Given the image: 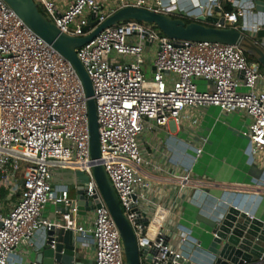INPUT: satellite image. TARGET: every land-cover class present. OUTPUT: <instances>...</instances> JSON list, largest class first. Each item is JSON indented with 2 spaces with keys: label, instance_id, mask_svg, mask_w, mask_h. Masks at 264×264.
<instances>
[{
  "label": "built area",
  "instance_id": "built-area-1",
  "mask_svg": "<svg viewBox=\"0 0 264 264\" xmlns=\"http://www.w3.org/2000/svg\"><path fill=\"white\" fill-rule=\"evenodd\" d=\"M32 1L61 34L76 38L126 8L194 22L211 17L217 21L210 26L248 31L251 37L264 30V23L241 25L247 8L239 0H210L209 6L198 4L196 14L179 8L177 0ZM152 26L118 22L75 49L93 92L99 158L92 161L86 98L77 74L0 0V186L8 190V201L16 197L9 212L0 216V264H9L20 247H32L37 233L52 226L72 231L76 247L91 251L94 264H125L119 231L92 174L95 164L104 168L134 232L139 264H213L214 256L187 226L167 230L164 216L145 209L150 185L138 171L144 163L138 139L155 127L163 132L188 108L242 112L250 120L242 133L248 139V156L257 162L264 156V89L258 86L264 73L235 45L172 40ZM196 81L204 82L205 89ZM55 168L83 173L85 198L100 201L87 227L78 224L69 191L53 187ZM256 187L264 188V178ZM47 206L60 216L58 223L43 217Z\"/></svg>",
  "mask_w": 264,
  "mask_h": 264
},
{
  "label": "crops",
  "instance_id": "crops-1",
  "mask_svg": "<svg viewBox=\"0 0 264 264\" xmlns=\"http://www.w3.org/2000/svg\"><path fill=\"white\" fill-rule=\"evenodd\" d=\"M179 8L191 9L194 14L198 4L209 6L210 0H177ZM239 6L247 8L241 25L264 23V2L239 0ZM184 19V18H182ZM192 22L194 20L191 19ZM147 75L152 71L146 61ZM200 90L205 83L196 81ZM264 89V79L259 81ZM249 118L242 112L221 113L217 108L204 106L185 109L176 122L166 127L145 130L138 139L144 163L138 171L150 185L145 209L152 215L164 216L163 226L172 230L175 225L187 226L192 236L208 248V229L204 220H216L228 206L250 212L251 216L264 218V188L256 187L264 178V156L255 163L248 156V139L243 132ZM201 149L200 154L196 150ZM85 182V175L72 169H53V187L66 188L69 198L74 199L78 187ZM0 201V216L9 212ZM63 211L64 207H60ZM43 217L58 223L60 216L47 206ZM91 213L79 216V225L87 227ZM47 233L39 231L33 246L20 247L9 264H27L30 257L46 242ZM80 253L92 261L91 251Z\"/></svg>",
  "mask_w": 264,
  "mask_h": 264
},
{
  "label": "water",
  "instance_id": "water-1",
  "mask_svg": "<svg viewBox=\"0 0 264 264\" xmlns=\"http://www.w3.org/2000/svg\"><path fill=\"white\" fill-rule=\"evenodd\" d=\"M3 1L34 34L56 50L77 74L86 98L89 150L92 161L99 158L93 92L91 82L76 57L75 49L92 40L103 29L118 22L135 20L155 26L172 40L235 45L245 55L254 59L264 71V49L258 43V40L264 41V30L258 31L255 37H251L235 29L212 27L210 25L217 19L211 17H200L197 21L186 24L179 18H170L144 9L126 8L109 17L88 35L76 38L61 34L53 23L46 20L32 0ZM88 28L86 27L84 32ZM92 174L101 198L119 231L125 264H139L138 245L134 232L122 213L104 168L100 164H95ZM98 206H100L98 199L85 198L82 186L78 187L75 199L70 201V207L75 208L79 216L91 213L94 207ZM202 223L208 229V248L212 250L211 254L215 258L213 264H264V218L247 216L245 212L229 207L221 218L204 220ZM146 225L147 222H144L143 226ZM47 236L45 244L30 257L27 264H94L92 261H87L76 247V239L72 231L62 226H52ZM142 253H146L145 248ZM179 262L184 264L182 261Z\"/></svg>",
  "mask_w": 264,
  "mask_h": 264
},
{
  "label": "trees",
  "instance_id": "trees-1",
  "mask_svg": "<svg viewBox=\"0 0 264 264\" xmlns=\"http://www.w3.org/2000/svg\"><path fill=\"white\" fill-rule=\"evenodd\" d=\"M227 9H230L229 7H227ZM186 24L191 23L192 21L190 20H186V19H182ZM246 59L248 61H255L254 59H252L251 57L245 55ZM261 72L264 73L263 69L261 68ZM8 197V190L5 189L3 186H0V201H2L3 203H5L6 198ZM8 202V201H7Z\"/></svg>",
  "mask_w": 264,
  "mask_h": 264
},
{
  "label": "rangeland",
  "instance_id": "rangeland-1",
  "mask_svg": "<svg viewBox=\"0 0 264 264\" xmlns=\"http://www.w3.org/2000/svg\"><path fill=\"white\" fill-rule=\"evenodd\" d=\"M189 20V19H186ZM191 21V20H190ZM154 30L159 31L155 26H152ZM160 32V31H159ZM243 34H245L246 36H250V33L248 31H242ZM259 45L264 49V41L258 40ZM10 201L6 202V208H10L12 204H14L16 202V197L15 196H11L10 197ZM148 237H151V235H146Z\"/></svg>",
  "mask_w": 264,
  "mask_h": 264
}]
</instances>
